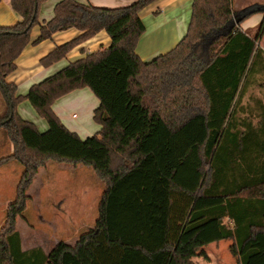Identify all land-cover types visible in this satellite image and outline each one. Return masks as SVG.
Returning <instances> with one entry per match:
<instances>
[{"label": "trees", "instance_id": "1", "mask_svg": "<svg viewBox=\"0 0 264 264\" xmlns=\"http://www.w3.org/2000/svg\"><path fill=\"white\" fill-rule=\"evenodd\" d=\"M43 1L9 0L19 20L0 26V127L13 146L0 166L12 159L23 167L0 226V264H171L189 249L226 238H233L240 264H264V100L252 108L241 104L264 78V50L257 45L264 18L255 35L240 26L264 13V5L235 11L232 0H192L184 37L143 61L136 52L145 30L139 12L153 0L123 7L59 0L51 18L39 22ZM35 25L39 33L31 41ZM69 28L81 33L42 57L43 66L100 30L110 44L17 94L6 76L21 51ZM83 87L99 101L93 120L100 125L85 138L52 109L56 99ZM23 100L45 119V131L17 113ZM48 161L92 168L104 184L97 218L73 246L59 241L48 253L23 250L17 218Z\"/></svg>", "mask_w": 264, "mask_h": 264}, {"label": "crops", "instance_id": "2", "mask_svg": "<svg viewBox=\"0 0 264 264\" xmlns=\"http://www.w3.org/2000/svg\"><path fill=\"white\" fill-rule=\"evenodd\" d=\"M57 1L59 0H53V3L55 4ZM77 1L90 3L96 6L123 7L129 5L133 0ZM45 2L46 0L40 4L38 9L39 22L46 21L52 16L53 7L50 5L47 6ZM234 5V0H232V6L234 7ZM191 13L192 0H153L146 5L139 12L145 28L136 46V52L141 60L150 61L157 55L172 49L186 34L191 19ZM18 20L19 17L11 9L9 0H1L0 26H12ZM241 28L244 29L242 26ZM38 33L39 28L38 25H36L31 29L30 40L32 41L35 39ZM80 33L81 31L76 28H69L67 30L55 32L50 39L43 40L37 44L29 43L26 45L15 61L16 67L14 71L6 76L7 82L15 84L17 94L25 95L32 84L60 70L69 62L82 57L85 53L96 51L100 47H105L110 44V37L108 34L104 30H100L92 37L73 47L66 56L59 61L49 66H43L40 63V59L56 45L67 42ZM25 101L27 100H23L17 104V113L24 120L33 123L39 131H45L48 127L47 122L37 114L31 105L32 111L29 110ZM98 105L99 101L92 91L87 87H83L75 89L56 99L52 104V109L66 128L75 132L81 138H85L96 134L100 129V125L93 120V111ZM79 165L81 164L75 166L71 165L74 168L70 169H73V171L80 170L81 174L83 172L88 174V169L79 167ZM95 177L97 181L98 177L96 175ZM102 184H100L101 189L98 193L99 195L95 192L91 193V191H89L91 186L83 182L81 186H86L88 189L82 190L80 187L78 189L80 190L78 194L74 193L73 196L68 195L69 200L66 202L63 201L62 203L59 202L56 204L48 203V209L50 211L57 208L58 214L63 216L78 218L89 217L87 221L85 219H80L74 221L73 226L71 224V226L68 225L69 233H72L73 237L60 234L58 238L55 239L53 246L59 241H64L73 246L80 232L94 225L98 214V201L104 189V184L103 186ZM94 185L96 186L97 184L94 182ZM83 220L85 222H83ZM20 238L21 248L23 250L40 247L44 252L48 253L53 248L52 246L50 250L46 251L39 245H25L21 235ZM171 264H240V262L233 238H226L189 249L179 255Z\"/></svg>", "mask_w": 264, "mask_h": 264}, {"label": "rangeland", "instance_id": "3", "mask_svg": "<svg viewBox=\"0 0 264 264\" xmlns=\"http://www.w3.org/2000/svg\"><path fill=\"white\" fill-rule=\"evenodd\" d=\"M45 3L47 6L50 5L53 7L54 5L53 0H46ZM234 3L235 5L233 9L239 11L254 4L262 6L264 5V0H234ZM263 18V12L253 13L241 22L240 25L251 35H255L258 32V28L263 21ZM257 45L264 50V27L260 32V38ZM263 84L264 78H260L257 80V83L252 84V86H250L245 92L241 104L245 107L250 106V108H252L255 105L256 99L263 101ZM25 102L28 105L27 108L32 111L29 102ZM245 107L243 108V113L241 112L242 115L247 114V108L245 109ZM4 110L5 106L2 95L0 94V115ZM12 150L13 146L6 131L0 127V159L9 156ZM4 163L0 166V226L5 217V210L8 204L15 197L16 185L23 171L22 165L15 160H5ZM79 167L87 168L89 171L88 174L85 172L81 174L80 170L73 171V169H70L74 168L73 166L57 163L55 161H48L38 169L36 177L26 191L29 199L27 200L26 208L22 215L23 217H18L16 222V229L22 236L25 245H39L48 251L52 248L55 239L58 238L60 234L68 237L72 236V233H69L68 225L71 224L73 226V222L80 219H85L86 221L89 220V217L78 218L63 216L58 214L59 212L56 210L57 208H54V210L51 211L48 209V203L56 204L59 202L62 203L63 201L66 202L69 200L68 195L73 196L74 193L78 194L80 191L78 189L80 187L82 190L88 189L86 186H81V183L83 182L91 186L89 189L91 193L95 192L98 194L100 192V184L103 182L98 178L97 181L95 180L96 177L92 168L82 164L79 165ZM94 182L97 184L96 186L94 185ZM83 222L85 221L83 220Z\"/></svg>", "mask_w": 264, "mask_h": 264}]
</instances>
